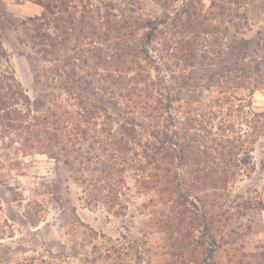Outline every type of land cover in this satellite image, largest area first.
<instances>
[{
	"label": "rangeland",
	"instance_id": "1",
	"mask_svg": "<svg viewBox=\"0 0 264 264\" xmlns=\"http://www.w3.org/2000/svg\"><path fill=\"white\" fill-rule=\"evenodd\" d=\"M1 93L0 264H109L107 250L120 244H137L141 264H173L156 221L175 203L138 192L128 170L125 208L89 207L69 144L39 145L46 118L66 134L88 119L81 102L104 109L90 127L117 139H126L122 125L174 140L197 123L209 152L200 158L242 159L226 190L203 188L214 217L204 231L195 210L188 258L264 264V132L237 150L252 112L262 113L256 132L264 128V0H0ZM4 111L20 118L17 132ZM184 185L171 198L199 207Z\"/></svg>",
	"mask_w": 264,
	"mask_h": 264
},
{
	"label": "trees",
	"instance_id": "2",
	"mask_svg": "<svg viewBox=\"0 0 264 264\" xmlns=\"http://www.w3.org/2000/svg\"><path fill=\"white\" fill-rule=\"evenodd\" d=\"M46 6L49 7L48 4ZM191 47L188 44L183 49L191 50ZM9 88H12V85L9 84ZM13 92L12 90V94ZM0 99V109L4 110L6 107L4 94H0ZM81 104L84 106L83 112L90 119H74L75 132L66 134L67 126L62 123L49 126L51 123L46 117V121L39 124L38 132L43 131L44 134H48L47 137L42 138L41 144L39 143L43 148L51 147L52 143L66 142L69 144L70 148L67 147L69 150H65L64 146L62 147L65 153L74 155L71 160L67 159L66 162L74 163L73 167L76 170L74 179L83 190L85 204L94 207L102 203L111 208L115 205L125 208L126 204L119 200L124 194L121 190L122 184L125 182L124 174L129 170L138 192L157 190L163 205H167L169 202L175 203L170 205L166 211H162L161 216L156 221L157 228L167 234L169 242L173 245L174 251L171 254L174 260L171 262L176 264L177 260L179 264H208L205 260L206 256L188 258V253L191 252L189 250L190 243L194 240L190 232V229L193 228V215H196L195 210H200L198 219L206 231L214 213L204 200L206 193L203 188L210 187V190L214 192L226 190L227 183L239 173L240 169L238 170V168L245 162L234 157L229 158L226 162L217 160L210 166L208 161L200 158L204 155L209 156V152L205 149L207 146L204 144V137L198 132L197 123L180 127L179 129H183V132L181 134L176 132L174 140L162 138L158 131L144 134V132L139 133L134 128L122 125L126 139H117L110 131L90 127L91 123H95L92 122L91 118L100 117L103 108H99V112L87 107L84 102ZM2 115L7 122L5 127L13 129L14 132L21 128L19 117L8 111H4ZM261 116V112H252L249 116L250 119L247 124L249 132L246 135L248 140L242 139L240 136L238 138L240 144L237 150H242L245 143L250 145L255 138L264 132V128L260 132H256V125L252 123ZM23 122L28 130L31 125H34L26 120ZM87 141H89L88 144ZM226 142L230 143L233 148L238 145L229 139ZM248 147L251 151V147ZM231 153L234 152L231 151ZM176 167L180 173L176 172ZM182 183L188 187L185 189L186 192L200 202L199 207L189 198H183L179 195L176 196L178 200L171 198L175 192L174 188L181 186ZM199 189L201 190L197 193ZM190 205L195 209H191ZM209 237L213 239L211 234ZM212 242L215 243L213 240ZM124 256L131 257L135 264L142 263L141 251L137 244L113 245L106 252L109 264H123Z\"/></svg>",
	"mask_w": 264,
	"mask_h": 264
},
{
	"label": "water",
	"instance_id": "3",
	"mask_svg": "<svg viewBox=\"0 0 264 264\" xmlns=\"http://www.w3.org/2000/svg\"><path fill=\"white\" fill-rule=\"evenodd\" d=\"M208 256H209V254H208V255H206V257H205V260H206V262L208 261Z\"/></svg>",
	"mask_w": 264,
	"mask_h": 264
}]
</instances>
